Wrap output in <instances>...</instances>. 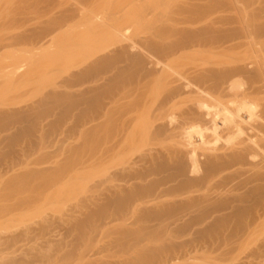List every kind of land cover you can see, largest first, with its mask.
<instances>
[{
    "label": "rangeland",
    "instance_id": "1",
    "mask_svg": "<svg viewBox=\"0 0 264 264\" xmlns=\"http://www.w3.org/2000/svg\"><path fill=\"white\" fill-rule=\"evenodd\" d=\"M198 3L200 6L199 5L196 6V4ZM205 5H208V7ZM263 6H264V0H0V264H165V262L166 264H168L169 262H170L169 264H174V262L175 264H211V263L213 264H229V263L230 264H241L243 262L244 255H247L248 253L250 255L254 254L255 256L256 250H258L256 251L257 253L259 252V250H262L263 247L261 248L258 245H261L263 243L264 236L261 235L260 238H259L260 235L249 237L247 234L249 233V230L247 231L248 228L246 229L245 226H242L246 223L245 224L246 226L247 224H249L251 228H254V226L258 222V220L256 221L255 219H253L255 217L251 219V216L258 215L257 212L259 213L258 200H257V203L255 202L256 204H258V206L256 205L257 210H256V207L254 208L256 212H254V210L252 209L253 213H256V214H252V215L250 214L252 213V211L250 210L251 207L255 206V204H253L254 202L252 203L253 205L251 204V201L246 203V200H247L246 198L249 195H251V193L253 192V190L250 188L253 185L249 186V184L251 185V182H252L253 184L257 185L256 178L252 176L251 178L249 176L251 172L256 175L255 171L257 170L254 171V169L255 168L258 169L255 165L257 162L256 161L257 158L253 160V162L255 163L254 164L251 162V159H249V156H248L247 159H249V161L245 160V162L247 161L246 163L252 164L249 166V164H246V163L242 164V162L244 161L242 162L240 161L241 163H238L239 161L237 160L234 161L233 159L234 157L232 156L234 155V151L236 153V151L238 152V150H240L238 153H241L242 151H245L246 148H248V146L246 145H249V146L254 145L252 143H255V140H256L255 133L256 132L252 130H248V132L243 130L245 131L244 132L245 135H247L248 133V137H250L248 138L246 136L244 137L245 138L244 140H243V136H241L243 134L241 135L238 134L242 138L241 139L238 135H236L237 132L236 133L232 132L230 128H228L229 129L228 130L229 132H228L227 124H225L226 126L225 128L224 123L223 125L222 123H220V122H223L221 118L223 117L222 115L225 110L224 111L222 110L223 112L222 114L220 113V115L218 113L219 111L217 112L216 110L215 116L217 117L222 116L221 118H218L216 120V121L221 120L220 122H217V125L221 124L220 126H224L223 127L224 130L222 127H221V131L219 129L216 131L215 128H211V130L213 129L216 132L220 131V133H216L213 131L214 133L217 134L216 135L211 131L213 135H210L209 132H207L208 129L210 128L209 127L210 125L208 124L209 126L207 127V124H205V117L209 122L207 115L204 116V121L202 120L203 118L201 119L202 123L204 122L203 124L201 123L202 126L201 124H199V121L201 120H198V118L200 119L202 115H200L201 117L197 116L199 114H203L204 112L205 114H207L206 113L207 108L206 110L202 108L201 111L200 109L198 110V108H194L193 113L195 114L192 113V115L195 116V118L194 117L192 118L193 120H195V123H197L196 125L199 124V126L202 127L200 129L199 126H196V125L194 126L199 129V132H198V129L192 127V125H194L195 123L192 122L193 120L191 119V116L190 118L185 119L187 120V122H185V125L188 123V120H189L188 125L185 126L179 121L177 122L180 125V126L178 125L179 129L178 128L175 129L176 132L178 131L179 133L182 131L183 133V131H186L188 129L187 126L194 128L196 130V131L193 130L195 134L194 132L193 134L190 133L191 137L188 135L189 138L191 139L193 138L194 135L196 136V137L194 136V138L192 139L193 143L191 144L193 145L189 143L191 142L190 141L191 139H188L189 142L188 141L186 142V139L188 138V136L185 134L188 130L184 134L185 137L187 136L186 139L185 137L182 138L183 137L182 135H178L175 132V136L173 135L169 139H167L168 141L170 140V142H167V140L165 139L164 140L163 139L162 140H152V138H148L147 144H145L146 145L145 147L148 148L150 146V149L152 152L151 153L150 150L149 151L146 150L147 148L145 147L141 148V146L144 145L142 144V141L143 143H145L146 141L145 137H143L145 141L143 140V138L141 139L130 138L129 139L127 135H125L126 132H128V130H126L123 133V130H125L123 129L124 127H122L124 126L123 123L121 122L120 124L121 128H119L120 126L119 127L116 126L118 125V122L113 120L112 117L110 118V116L106 118L107 122L104 128L101 130L102 127L100 126L101 125L100 120L102 121V119H100L99 109L101 108L99 107L102 103L101 101L99 102V99L101 98L98 95L99 93L98 75H100L99 72L101 74L102 72L103 74L106 72L108 73L110 69L113 67L114 61H116L115 63L118 62L117 66L121 65L122 67H125L126 69H128V67L126 66L127 61H124V64H123V59L127 60V58L129 57L127 55H124V56H127L125 59V57H123V54L120 52H124L123 49L126 46L128 47V49L126 48V50L127 51L129 50V53H125L127 51H125L124 53L129 54L130 56H133V53L131 52L132 54L131 55L130 51H133L134 48L131 47L132 50H130L129 49L130 46H127L129 45V40L130 41L132 39L135 40L133 41L134 43L137 41V39L140 40L141 38L142 39L144 38L143 43L141 42L142 39L139 41V43L145 44L144 41L146 42L147 40L146 38L153 37L152 35L154 34L156 35V33L159 34V33L164 32L162 36L164 34L171 35L173 33H174L173 35L175 34L178 35L177 32H179L178 30H180L182 31L179 33L180 35L181 34L186 35L188 33L191 35L197 32L200 34L203 33L204 35L209 34L211 36L215 33L216 34H219V33L226 34V32L227 33L229 32V30L227 29H232L230 30V32L232 31L231 32L232 34L231 35L228 34L229 36H232L234 34L235 36L233 35L232 37H236L238 35L237 37H240L241 40L240 39H237V40H240V41L244 40L243 42L245 41L247 42L248 41L247 37H245L246 40L245 38L242 40V37L246 36L250 32H246V35L245 34L243 35V33L245 32H242L243 28H241V25L242 27L243 25H245L244 28L247 29L248 28L247 26L250 23L249 27L251 30L249 29L248 30L251 32L253 31L255 32L256 30L255 28L259 25V23L261 21L262 22L264 21L263 19L259 20V18H257V16L259 17V15H261V17L264 16ZM260 9L262 10V12ZM210 18L213 20H211ZM223 20L225 21V23ZM110 21L111 22L113 21V22L110 23ZM221 21L223 22V25L221 24L222 23ZM216 22H220V23H216ZM235 22L236 24H234ZM241 22H244V24ZM246 22H248V24H245ZM209 23H212V24H209ZM215 23L218 26H216ZM251 23H253V31L251 28L252 27ZM111 24L114 26H112ZM169 25L171 28H169ZM237 25L240 27L241 30L237 28L238 27ZM174 26L175 27L177 26V27L175 28ZM215 26L217 27L219 31L220 29L221 31L224 29V33L223 32L218 33V31H215L216 29ZM232 26L234 29L232 28ZM234 26L236 27V29ZM208 27L211 30L214 28L212 30V33ZM48 28H50L49 29L50 31L48 30ZM162 29H163V32H162ZM167 29L168 31H165ZM186 29H188L187 33L185 31ZM45 30H48L49 33L46 31L48 33L47 34ZM233 30L234 31L236 30L235 32L240 33L241 36L239 34H236L235 32L233 33ZM213 31L215 33H213ZM43 32L47 34L48 36L45 35ZM144 33H147V34L143 35ZM139 43L135 45L143 48V45H139ZM115 47H117L118 49ZM121 49L122 51H120ZM117 50H119L120 52L119 51L116 52ZM113 52H116L115 54L119 53V56L114 55ZM110 55L113 58L114 56L115 58L122 57L123 58V59L121 58L122 63L119 65L120 59L119 58L111 59L112 57H110ZM105 57L106 58L108 57L114 61L112 62L111 60L108 59L107 61L108 64H107L106 60H104L103 64L101 62L102 66L100 68L99 60ZM117 59L119 61H117ZM105 63L107 65H105ZM206 65L209 67V64L205 63L203 65L204 68L201 67L199 70L201 72L203 69L205 70ZM121 66L118 68L121 69L122 68ZM102 69L103 71H100ZM109 84L111 83L107 82L106 86L108 87ZM113 88L115 89V85ZM110 90H112V86L109 85V89L106 90V93H105L107 94V97L104 96L106 97V100H103V101L105 102L108 101L107 100L109 96L108 93ZM104 97L103 99H105ZM240 99L242 98L240 97L239 100ZM235 101L234 100L230 101V104L234 103ZM252 101H250L252 105L248 104V107L250 105L249 108H255V110L252 109L251 111L256 112L257 107L255 105L254 99ZM189 103L190 102L188 101L185 102L183 104V109L184 107L188 109ZM228 103L229 102L224 103L220 101L219 99L214 98L210 100L209 106L216 105V107H218L220 110V108L222 107L220 106V104L223 106H228L229 105ZM186 104L188 105L186 106ZM235 104H237V102H235L234 105ZM234 105L232 104L231 107H233ZM251 106H254V107H251ZM222 108L224 109V107ZM198 111H200L199 114H197ZM202 111L204 112L202 113ZM214 114H215V111H214ZM214 114L211 113V115H214ZM178 115L180 116V118L178 117ZM176 117L175 118L177 120L175 118L174 120L176 121H178L179 119L182 120V115L179 113V110H178V114ZM109 118L110 120H108ZM176 121L174 122L177 125ZM204 124L207 130L204 127ZM243 124L246 125L248 124V122L246 123L243 122ZM113 125L115 126V128L116 127L117 128L116 129L113 128ZM183 125L186 127V130H184L185 128L181 127ZM229 125L231 127V125L233 124H229ZM107 127L108 128L110 127V128L107 130ZM192 128H189V130L191 131ZM202 129H205L204 130L206 131L205 133L209 135L207 136L204 135L205 133ZM103 130H106V131H103ZM201 130H202V133L204 134L201 133ZM119 131L124 134L123 138L121 137L122 133H120ZM188 132L187 134H189ZM196 132H198L201 135H199ZM225 132L226 133L228 132L227 135L231 132L234 133V135L236 137L238 136V138H240L242 141L237 143L236 140H239V139L235 137L236 138L235 140L234 135L232 133L231 134L233 136L230 134L229 135L230 137L232 136L234 138V141L233 139H230V138L229 139L232 142H229L230 140L228 141L227 140L228 138L224 140V135L226 136ZM253 132L254 134H252ZM222 133H224L223 137H221L223 138L222 141L224 142L228 141L230 143L228 144L230 145V147H228L227 145L228 142L227 143L225 142L226 144L224 142L222 143V144H225L224 146L227 147L226 149L222 145L221 146L223 148L219 146V144H221L220 143L221 138L219 139V136H222ZM103 134H105V136H103ZM110 134H113L114 137L113 136L111 137ZM197 135L199 137H197ZM202 135L206 136V138L204 137L202 138ZM125 137H126V141L124 143L120 142L121 140H119V138L123 139L124 141ZM214 137L215 138L218 137L216 139L220 140L214 143L215 144L219 143V144H217V146L214 144L215 148L212 145L213 147H210V150H209V145H206L207 144L206 141L209 142V140L214 139ZM131 139L132 141H130ZM172 140L174 141L173 143H171ZM179 140L182 142H180ZM197 140L199 142V144L197 142L198 146L194 144L195 141ZM201 140L204 142L202 143ZM114 141L115 143L118 141L120 142V143L118 142L119 145L118 144L116 145L117 146L116 150L114 148L115 143L111 144V142H114ZM213 141L214 140L210 141L209 143L211 144V142ZM250 141H253V142L251 143ZM200 142L202 143L203 146H201ZM178 143L179 144L181 143L182 145L180 146ZM248 143H251V144H248ZM123 144H125V146ZM130 144H132L133 146H131ZM187 144L191 145L194 148H192L191 146H188ZM236 144L242 145V146H239L238 148L237 147L238 145ZM244 144L246 145L244 146ZM104 145L106 148L104 147ZM120 145L122 147L124 146L125 148L123 147V149L121 150ZM135 145H137L136 146L137 148H139L138 145L141 148V150H138V153L136 151L137 154L133 152L134 150L131 153L132 148L136 149ZM119 146L120 148H118ZM176 146L178 148H176ZM206 146L208 147L206 148ZM218 146L219 148H216ZM243 146L245 150L243 149ZM126 148L128 150H126ZM168 148H171V149L168 150ZM179 148L180 150L181 149L182 150L180 151ZM212 148H214L215 150ZM111 149H113L114 151H112ZM160 149H163L165 151L163 150L161 151ZM172 149L174 150V152H176V153H173V156L175 157L176 160H174V158L170 159V157H173L171 156L172 155L171 151H173ZM102 150H104V152ZM156 150H159L161 152L158 153V151ZM178 150L180 151V154L186 152L187 155L186 153L180 155ZM195 150L197 151V155L194 154L196 153ZM128 151H130L131 154L127 153V158H128L127 160L126 157L122 155V153L126 155L125 152H128ZM166 151H167V154H166ZM198 151L202 153H198ZM144 152H146L150 157L152 156L153 159L144 160L145 157L146 158L149 157ZM154 152H157V154ZM162 152L163 153L165 152V153L163 154ZM169 152L171 153V155ZM177 152H178L179 158L176 156ZM220 152H223L224 154L221 153V156H220ZM226 152L228 153L231 152V155L229 154V156H231L230 160L232 159L230 164L225 163L224 159L225 158L229 159V157L226 155L227 154ZM189 153L191 154V159L194 157L193 159L195 160L197 159L195 158V155L197 157L199 154L200 157L198 156V160L201 164V165L199 164L200 169H203L202 167L205 164L206 165L208 164V166L213 165L212 163H214V159L216 162L217 161L216 159L220 160V158L221 159L223 158L222 161L226 164V166L228 165L229 166L228 168L224 167V169L222 170L223 165L225 166V164L222 165L221 163L223 162H221L220 160L219 162L222 165L221 167L222 171L221 170L220 171L224 173L217 172V176H216V172H214L213 178L212 180H210L211 182L207 181L208 175H210L211 177V174H212L211 172L217 171L220 168L219 169L214 168L215 169L214 170L212 169V166H211V169L209 167L211 172L210 171L208 172L211 174H208V175L206 173L207 172L206 170H205L206 171L205 174L203 170H199V172L200 171L203 172V174H201L200 172L201 176L203 175L202 179L204 178L205 181L207 182V184H205L204 180L203 181L201 180L203 184L199 183L201 184V186L203 185L204 187H201L198 184V182H201V181H198L200 177L198 176L199 177L198 178L197 175H200V174L197 173V175H195L196 173L193 172L192 175L194 174L195 176L193 175L194 177H191V179L193 178L192 180H195V182L198 181L197 184L193 182L196 184V187H193L195 186V184L193 185V183H191L192 182L191 179L189 178V176L191 175V172H190L191 169L190 170L187 169L189 171L183 170V173H182V168L185 167L184 169H186L187 167L191 165L190 162L188 161V159L190 158ZM141 154L142 155L144 154V156H142L143 158L140 160L138 158L139 156L141 157ZM155 154L158 156L156 157ZM160 154L161 155L163 154V156L161 157ZM121 155L127 161H124L122 157L119 158ZM135 155L136 156L138 155V157H136ZM165 155L166 157L169 158L171 163L169 160H167L168 158L166 159L164 157ZM183 155H185L186 158L181 157ZM101 156H104V157L106 156V157L103 158ZM128 156H130L131 158ZM204 156L205 158L203 159ZM218 156H220V158ZM114 157H115L114 159L115 161L113 160ZM160 157L162 159V162L160 161L158 162L157 160L156 161L154 160L156 158L161 160ZM101 158L104 160H102ZM183 158L187 159L185 161L189 162L190 164L189 166H186L188 165L187 163L183 165L185 163ZM200 158L202 159L200 160ZM253 158L255 157L252 156V159ZM207 159L208 161L210 159L209 161L210 164L207 161ZM153 160L156 162V165ZM163 160H165L164 161L165 165L168 164V162L169 164H171L169 166L167 165L168 167H170L171 170L167 168V166L163 165ZM177 160H179L180 163L179 162L177 163ZM205 160L207 161V163ZM230 160L229 161L227 160V161L230 162ZM128 161L129 163L133 162L132 165L131 164L130 165L131 167L133 165L135 166V168L134 166L133 168H131V170L132 171L134 170L135 173L132 171H129L130 165L129 163L128 164L126 163ZM145 161H148L150 165L146 163ZM173 161L176 162V164ZM236 161H237V164L241 166V168L239 166L238 168L237 167L235 168V166H237V165H234ZM204 162L205 164L202 165ZM125 163L128 166H126ZM137 163L140 166L137 165ZM145 163L147 165H145ZM181 163H183L182 164L183 166L179 165ZM117 164L118 165L121 164V166L123 167V170H122L123 172L119 170V166L116 167ZM157 164H159L158 165L159 167H157ZM220 164L215 163V165L218 167L221 166ZM154 165L156 166V168ZM161 165L162 167H160ZM121 166H120V169H122ZM147 166H148V169L145 168ZM149 166H152L153 169H151ZM171 166L173 167V169L174 167L176 168L180 167L181 170L180 169L178 170L180 172L172 170ZM136 167L137 168L139 167V168L137 169ZM242 167L246 169L245 170L246 175H248L249 177L244 174L245 172L242 169ZM127 168L129 169L128 174L131 175L129 177V180H128L129 175L125 176L127 174V171H126ZM157 168H158L157 171L160 170L159 171L160 173L158 172L159 175H157L158 174L157 172L155 171H154L155 173L153 172V170L154 169L156 170ZM195 168H192V170L193 169L195 170ZM248 168H251V170L253 171L250 172L249 171L250 169L248 170ZM139 169L141 171L142 170L144 171L141 172L139 171ZM146 169L148 171L150 169L152 173L156 175L154 177L156 178V180L152 178L154 176L153 174L148 175L150 171L148 172ZM198 169L199 168L197 167L196 172ZM234 169L236 171L235 173L233 171ZM237 169L242 170L243 172L238 171L239 174H237L238 173ZM145 170L147 171L148 178L145 177L146 176V174H144V172L146 173ZM163 170L165 171V173L166 171H168V174H169V171L170 173L171 171L182 173V175L179 174L177 177L179 181H180L179 176H184L185 174L190 179L189 180L187 177H184V180L187 178L186 181L187 182L189 181V183L191 184V185L189 184L190 188H196L195 190L196 192L198 191L197 189H199L200 191L198 192L199 194L201 192V195L196 194V192L193 189L191 190L190 188H187L189 187L187 185L186 189H190L191 191L195 192V194L190 191L188 192V190L185 189V185L187 184L185 183L186 181L181 179V181H184V184H185L184 185L181 182V184L184 185V187L181 185L182 186L181 189L184 188L186 193L188 195L190 194L189 195L190 197L188 196L189 197L188 198L186 196L187 195L186 193L179 192L182 195L184 194L183 196H181L182 198L181 199L179 196L180 194L178 192L177 194H175L176 187L173 188V191H174L173 195H176V196L174 197L171 196V192L173 193V191H167L170 189H166V186L168 184L169 185L171 184L170 187L168 185V188H171V186L174 187L176 185L177 186L180 185V182L177 180V178H175V176L178 173H176V175H173L174 177L171 176L174 173L170 174L171 178L176 179V180L172 179V183L176 181L179 182V184H176L177 183L176 182L172 185L171 180H170L171 178L169 179V181H166V182L164 181V180H167L170 176H168L167 179L166 178L164 179V177H166L168 174L166 173V176H165V173L163 172ZM231 170H232V174L239 175L238 177L237 175H235L236 179L241 180L240 178L243 177L244 175L246 179L247 177L249 179L248 181H246L244 177L241 180L242 182L238 180L239 181L238 184L240 183L245 184V182H247L246 185L249 186V188L247 187L245 188V185L244 187L242 186L243 190L246 189L242 193L244 192L248 193V190L250 189H251L250 191H252L249 194L246 193L247 195L244 194L247 196V197L245 196V198L243 197L244 204H240L242 201V198H241L242 189L241 188L238 189V186L233 185V183H236L235 180L231 182L232 178L235 177L233 175H232L233 177L231 176ZM118 171H120L121 176L119 175ZM124 171L126 173L122 175ZM136 171L137 172L139 171L138 173H142L140 175L142 177L138 176L137 178ZM186 171H187V174L185 173ZM248 171H249V174H247ZM129 172H132V173L130 174ZM162 172L164 174H162ZM188 172H190L189 173L190 175L188 174ZM116 173H118L117 176L119 177L116 176ZM227 173H228V176H227ZM252 173L251 175L255 176ZM132 174L135 176L134 179H133L134 176H132ZM222 174L224 177L226 176L228 177V179L227 177L226 178L223 177V183L221 179L222 176H220ZM224 174H226V176ZM229 174H230V177H229ZM143 176L145 179L142 182L141 179L143 180ZM150 176L152 177L150 178ZM157 176L158 177L160 176V178L165 182L161 184L165 185V188L163 190L166 189V192L168 193L170 192L169 196H166L168 193H166L165 191H163V194L164 193L166 194V195L164 194L165 196L164 198L161 196V194H159V193H162V190L160 188V186L162 187V185H160V182H162V180L159 181V178H157ZM196 177L198 178L197 180L195 179ZM217 178L221 180L219 181V184L221 182V185H218L217 187L218 189L220 188L219 191H224V192L228 186L224 184L225 183L224 179H227L228 181L229 179H231L229 183L231 182L233 186H231L230 184L229 186L230 188H227V189H231V191L229 190L230 192H228L226 189L227 195L231 194L232 190H234L232 192L234 195V192L237 190L235 193L240 194V199L238 198L239 196L237 194H235L236 196H238L236 200V197L234 199L232 197L233 196L232 194L231 196L228 195V197H226L225 195L226 192L225 194L224 193L221 194L219 193V191H215L217 189L216 185L218 184ZM149 179H151L150 181H154V182L156 181L159 184L156 182H155L156 184H154V182L153 183L150 182ZM135 180L138 181V183L141 181L139 185L136 186V188L139 190V188L141 187L143 189L142 191H144L143 193L140 188L141 192H138L139 194L142 193L140 194L141 199L143 197H144L143 199H145V201L143 199L139 201L137 200L138 201L137 204L139 203L138 204L139 206L136 204V201L135 203H133L131 199V198H134V200H136V198L138 199L140 197L139 194L135 193L138 190H135L136 188L133 187V184L134 186L137 184V182L134 183ZM213 180L217 181L216 185H215V181L213 182ZM228 181L226 183H228ZM129 182L131 184H129ZM143 183H145L146 186ZM126 184L127 185L129 184V185L127 186ZM141 184H143V186L146 187V191H148L147 186H149L150 188L152 184L151 186L152 192L150 190H149L150 192L148 191L150 193L149 195L150 197L146 195L149 193H147L144 190L143 186H140ZM209 184H211L210 186H208V188L209 187L210 188L209 189L205 188V186ZM153 185H155L156 187H153ZM157 185L158 186L160 185L158 188H160L161 192L157 188ZM223 185L226 188L223 187L224 190H221L223 188L220 186H223ZM197 186H199V188H197ZM214 186L215 188L212 190ZM124 188H127V189H124ZM152 189H154V191ZM204 189H208L209 191L211 189L210 193L212 192L213 197H212V194L210 193H209L210 195H208L209 191L207 190H205L207 193L206 192L204 193L203 192ZM128 190L135 191V192H131ZM239 190H240V193H238ZM122 191H125L123 192L124 194H127L128 192L129 193L127 195H124L123 193H121ZM214 191L217 193L219 197L222 196L223 198L221 197V199L224 200L222 202L227 203V204L220 202L221 201L220 198L216 195L215 196L218 199L214 198L215 197L214 194H216L214 193ZM153 192L154 194H159L161 197L157 195L156 196L157 199H155V197H152V195L155 196L154 194H152ZM120 193L122 194L121 195L122 197L130 195L131 198L129 197L127 198H129L131 201L129 200L127 201L126 197L123 199L122 197H119V196H118L119 198L116 199L117 195H120ZM132 193L136 197L132 195ZM203 193L205 196H203ZM255 194L257 193H254V195ZM191 195H194V196L192 197ZM197 195L201 196L200 199L196 198ZM244 195L242 194V196ZM252 195L251 197L254 196ZM184 196L187 197L186 202L190 199L189 204H193V205L190 206L187 203L184 204L185 203L183 201L185 200ZM146 197L147 198L149 197L150 199L153 198L154 203L153 204L150 203L151 206L148 203H146ZM205 197H207V199L209 200L212 199L211 203L213 204V206H215L214 207L215 211H216V207L218 209L220 208L218 206L219 203H222L221 206L223 205V208H225L224 205L225 206L230 205L229 208H231L232 206L233 207L236 206V208H232L236 210L238 209L237 205L238 206L241 205V207L244 208L245 210L248 209L250 206V208L248 209L250 210L249 215L246 214L245 217L243 215V217L245 218L244 220L246 221L242 225L240 223L242 227L238 224V226H240L241 228H244L243 230H241L237 226L235 230L234 229L235 225L231 223L233 218H235V221L240 220V215L242 212V209L240 206H239V210H237L240 212V215H239V212L237 214V211L229 210L227 206H226V210L230 211L229 214L225 209H224L225 211H221L223 210L222 208L220 209V211L222 212V215L225 213V215L228 214L230 216L232 213L231 217L228 216L227 218L228 220H230V224H232V226L234 227L232 228V226L228 224V221H227V224H228L227 227L228 229L231 227L232 230L236 231V232L233 231L231 233L229 232L230 236L231 235L233 236L232 239H234V237H235L234 239L235 241L239 239V241L237 240L238 246L234 240L233 241L230 240L231 243L229 244L230 242L229 239L231 238L230 236L227 237L228 239L227 241H222L223 238H225L226 240V237L223 236V234L225 233L223 232L225 230L223 228H226L225 225H223L225 224V222L223 221L224 223L221 224V226L222 225L224 226V227L222 226L223 228L221 227L222 228L221 234L223 238L220 240L223 243L227 242V244H229L227 245L226 243H224L223 244L224 247L223 246L219 247L215 242L216 239L214 240V236L212 238L211 236H212L213 230L215 231L214 228L220 227L218 223H222L218 221L227 220V219H223L225 215L222 216L221 220L218 219V221H216L217 220L216 218L220 217V216L217 217V215H215L217 214L216 212H218V209L215 212L213 209L212 210L211 208L209 209L210 206L213 208L212 204L211 203H210L211 205L208 204L207 206L209 207L207 209L208 212H206V215H208L207 213H211V212L215 215L216 222L215 221L212 222L211 220L214 219L213 217L214 215L213 216L211 214L210 216L208 215L209 218L213 217L212 219L210 218L208 220V217H206L204 214L202 215V213L204 212V211L202 212V210L204 208L201 209V207L198 205L200 207L199 209L197 206L198 208L197 213L199 210H201L200 212H202V213L199 212L198 217L201 214L202 215L201 219L207 218V220H202L203 222L211 221L212 223H215V227H213L214 225L211 223L213 225L212 226L213 229H211L209 227L210 223L208 222L209 223L208 224L206 222V227L208 225L206 230H209L208 228L211 229L212 232L211 234H208V236L210 235L209 237L211 238V240L213 239L214 245L216 244L218 246L219 250L217 252H219L220 249L222 251L226 249L227 251L229 248L228 249L225 248L226 247L225 245H227V247H230L232 246L231 244H233V242L234 244H236L237 248L235 246H232L234 247V250L232 247L230 250V251L233 250L234 253L229 252V250L227 252L226 251H223L222 253L220 252L222 255L220 254L218 257L215 256V258H218L217 260L214 258V255L218 254L215 252L217 250V247L216 249H214L215 253L212 252L213 249L211 250V253H210L209 251L212 248V246L209 245L210 242L208 241V243L204 244V241L206 240V238L208 240L209 237H207L206 235H202L203 237L204 236L206 237L204 240V239H200L201 234L200 235L196 234L197 230L199 231V229L195 230V227L196 228L197 226L199 227L200 219H199V223L197 222L198 224L192 227L193 225L192 220L194 219L193 216L195 215V213L193 215L194 203H195V209L197 205L196 202L200 200L201 202H204L205 200L206 202L209 203L210 201L209 200L207 201V199H204ZM257 197L258 195H255V197L253 198H257ZM120 198L123 199L125 202L126 201L127 202L125 204H122L121 202H119L120 203L119 204L118 201L116 200ZM149 198L147 199V202L148 200H150ZM172 198H175L176 202L177 201L178 202L175 203L174 201L175 199L173 200ZM194 198L198 199V201L197 200H195V202L192 201V199L194 200ZM201 198L204 200H202ZM232 198L237 203H235V201ZM249 198L250 197H248V199ZM164 199L168 201L167 203H169V205H167ZM168 199H170L171 202L175 204L170 205L171 203L169 202ZM229 199L234 205L230 204ZM159 200L164 201L165 205H163V202ZM227 200L229 201V203L226 202ZM232 200L234 201V203ZM155 201L156 202L159 201L162 203H159V202L155 203ZM182 201H183V204H181ZM252 201H255V200L252 199ZM216 202H217V205L215 204ZM144 203L145 205L147 206L149 205V206L145 207ZM158 203L163 205L164 207L167 206L166 208L168 210L163 207L161 209L160 208L161 205H159ZM179 204L184 205V206L188 205L189 207H193V208H190V209H193L192 212L191 213L185 212V211H189V210H185V207L183 209L185 211L182 212L181 209L183 208V206L181 208V206H178ZM204 204H207V203L204 202ZM246 204H251L252 206L251 205L248 206ZM134 205H135V209L133 207ZM155 205H157L156 207H159L162 212H160L159 208H157L159 210L158 212V210L155 209ZM174 205L178 206L179 208L176 206L174 207ZM242 205H245L246 207H243ZM170 206H172L171 207L172 209L170 208ZM188 206H186V208ZM152 207H154V209ZM202 207H205V206H202ZM173 208H175L174 210L176 211L177 209H179L178 212H175V211L168 212V211L173 210ZM163 209L167 210V212L164 211ZM209 210H211V212H209ZM248 210H246L245 212L247 213ZM220 211L218 215H221ZM194 212H196V210H194ZM233 215L234 217L232 218ZM203 216H205V218H203ZM247 216L248 217L250 216L249 218L251 220L256 221L254 224L252 223L253 226L250 223L251 220L247 218ZM256 219H257V216H256ZM196 220H197V214H196ZM193 221L196 224L195 219ZM202 221H201V225H203ZM233 223H234V220H233ZM204 226L205 224L203 225L202 228H204ZM231 228L229 229L230 231H232ZM239 229L241 231H244L247 236L243 234L244 232H241L239 234L238 233ZM203 230L199 232H202V234L203 233L205 234ZM219 231H220V228L216 229L215 233L218 232V234L220 235ZM225 231L228 232L227 228ZM215 233H213V235H215ZM238 234L240 236H238ZM219 235H216V236L218 237ZM202 236L201 238H203ZM237 236L239 238H237ZM244 236L246 237V240L244 239ZM201 240L203 241V243ZM240 240L241 241L243 240V242H241ZM258 240L261 243L257 242ZM197 241H198V244L195 243ZM199 241L201 242L200 244L205 245L206 247L200 245ZM244 241H245V245H244ZM218 242L219 240L217 241V243ZM250 244L251 246H253L252 247L253 254L249 253L250 248H251ZM207 245H209L211 248H209V246ZM239 246H240V249H239ZM255 246L261 249L256 248L255 250L254 248ZM196 247L198 250L193 249ZM206 248H208V250ZM192 250L193 251L197 250V251L194 253ZM244 251L247 253L245 254ZM225 253L227 254L226 256H225ZM243 253L244 255H242ZM248 256L249 255L244 256V260L246 259V262L244 261L245 263L243 262V264H246L248 261L247 258L251 257V256L249 257ZM219 257L220 258L223 257V259H220ZM235 257L238 258V260ZM156 259L159 260V262H157ZM167 259H169V261H166ZM234 259H236L237 261Z\"/></svg>",
    "mask_w": 264,
    "mask_h": 264
},
{
    "label": "bare ground",
    "instance_id": "2",
    "mask_svg": "<svg viewBox=\"0 0 264 264\" xmlns=\"http://www.w3.org/2000/svg\"><path fill=\"white\" fill-rule=\"evenodd\" d=\"M197 5H199V3L198 4H196V6ZM195 6V5H194ZM200 6V5H199ZM202 6V5H201ZM205 6H207L208 7V5H205ZM264 7V6H263ZM262 7V8H263ZM196 8V7H195ZM200 9H201V7H200ZM264 9V8H263ZM261 10V9H260ZM261 12H262V10H261ZM260 12V13H261ZM264 13V12H263ZM262 16H263V14H262ZM264 17V16H263ZM263 17H261V15H259V17L257 16V18H259V20H264V18ZM179 18V17H178ZM195 18V17H194ZM235 18V17H234ZM156 19V18H155ZM200 19V18H199ZM202 19V18H201ZM208 19V18H207ZM211 19V18H210ZM238 19V18H237ZM246 19V18H245ZM158 20V19H157ZM211 20H213V19H211ZM221 20V19H220ZM241 20V19H240ZM243 20V19H242ZM249 20V19H248ZM247 20V21H248ZM224 21V20H223ZM251 21V20H250ZM253 21V20H252ZM103 22V21H102ZM113 22V21H112ZM111 21H110V23H112ZM151 22V21H150ZM158 22V21H157ZM161 22V21H160ZM222 22V21H221ZM227 22V21H226ZM237 22V21H236ZM236 22L234 23V24H236ZM249 22V21H248ZM248 22H246L245 24H248ZM262 22V21H261ZM259 23V25L255 28L256 30H255V32L253 31V23H251L252 24V31L254 32H251V31H249V30H251L250 29V23L248 24V28L246 29V28H244L245 27V25H243V27H242V25H241V28H243V30H242V32H245V33H243V35L245 34L246 35V32H250V33H248L246 36H244V37H242V40L245 38V37H247V42L245 41V42H243V41H240L241 40V38L240 37H232V36H229V35H231L232 33V31L230 32V30H232V29H227V30H229V32L227 33L226 32V34L224 33V29L221 31V29H220V31L217 29V27L216 26H218V25H216V23H220V22H216L215 23V27H216V29H215V31H218V33L219 32H223L224 34H216L214 31H213V33H215V34H213V35H204L203 33H197V32H193L194 34H186V35H180L179 33L180 32H182V31H180V30H178L179 32H177L178 33V35L177 34H175V35H173V34H169V35H167V34H164L163 36H162V34L164 33L163 32V29H162V32L163 33H159V34H157L156 33V35L154 34V35H152L153 37H149V38H146L145 40H146V42L144 41V43L145 44H141V43H139V41L142 39L141 37V39L140 40H138L137 39V41H138V43H139V45H143V48H141L140 46L138 47L137 45H135V44H138L137 43V41L136 42H134L133 43V41H135V40H129V45H127V46H130V50H132L131 49V47H133L134 49H136V50H134L133 49V51H130V54H131V52L133 53V56H130L129 54H125V53H129V50L127 51L126 50V48L128 49V47H126L125 46V50L123 49V51L125 52V51H127V52H120V51H122V49L119 51V50H117L116 52H120V53H122L123 54V57H125V59H126V57L128 56L129 58H127V60H124L122 57H116V58H119L120 59V63H119V65L122 63V61H121V58L123 59V64H124V61H127V67H128V69H126L125 67H122L121 65V69L120 68H118V67H120V66H117L118 65V62L117 63H115L116 61H114V60H111V59H114L115 58V56H114V58L110 55V57H112L111 59L110 58H102V59H100L99 60V66H100V68H101V62H102V64L104 63V60H106V63H107V61H108V59L109 60H111L114 64H113V67L110 69V71L107 73H104L103 74V72H102V74L99 72V74L100 75H98V82H99V93H98V95L100 96V98L102 99H99V102L101 101V105H100V107L99 108H101V109H99L100 111V119H102V121L100 120V126L102 127L101 128V130L104 128V126H105V124H106V118L108 117V116H110V118L112 117V119L113 120H115V121H117L118 122V125H116V126H120L119 128H121V122L123 123V125L124 126H122V127H124L123 129H125V130H123V133L126 131V130H128V132H126V134L125 135H127V137L130 139V138H135V139H141V138H143V137H145V140H144V138H143V140L145 141V143H143V141H142V144H144V145H142L141 146V148H144L146 145L145 144H147V140H148V138H152V140H167V139H169L171 136H175V129H177L178 128V123L177 122H179L180 121V123H182V124H184L185 125V122H187V120H185V119H188V118H190V116H191V119L193 120V118L192 117H194L195 118V116H193L192 115V113H193V109L194 108H198V110L200 109V111H201V109L203 108V109H205L206 110V108H207V110H206V113L207 114H205V110L204 111H202V113L203 114H199V112L200 111H198V113L197 114H199V115H197V116H199V117H201L200 115H202V117L199 119L198 118V120H201L202 118V120L204 121V116H206L207 115V117H208V119H209V122H208V120L206 119V117H205V124H207V127L209 126L210 128L208 129V131L207 132H209V134L210 135H213V133L214 132H216L218 129L221 131V127L223 128L224 126H225V124H227V131L229 130L228 128H230V130L232 131V132H234V133H236V135H241V134H243V135H241V136H243V140L245 139L244 137H248V130H252V131H254V132H256L255 134H256V140H255V143H252L253 141H250L252 144H254V145H246V144H244V146L246 145V146H248V148H246V150H245V148H244V146H243V149L245 150V151H242L241 153H238L240 150H238V152L236 151V153H235V151H234V155H232L234 158V161L235 160H237V161H239L238 163H241L242 161H244V162H242V164H245L246 162H245V160H248L249 161V159H251V162L252 163H254L253 162V160L254 159H256V167L258 168V169H256L255 167V169H254V171L255 170H257V171H255V173H256V175L254 174V173H252L251 171H253V170H251V168H248V170L252 173V174H254L255 176H253V175H251V173L249 174V171H248V173L247 174H249V176L251 177H254V178H256V182H257V185L256 184H253L252 182H251V185L249 184V186H252V187H250L252 190H253V192L252 191H250V190H248V193L247 194H249V193H253V195H254V193H257V194H255V195H258V197L257 198H253V197H255V195L253 196L252 195V193H251V195L253 196V197H251V195H249L248 197H250L249 199H248V197L246 196L247 194L244 192V193H242L243 191H245L246 189V187L247 188H249V186H247L246 185V183L247 182H245V184H243V183H240V184H238L239 183V181H241L244 177H245V175H246V172H245V170L246 169H244L243 167H242V169L244 170V176L243 177H239L241 180H239V179H236V176L235 175H237V174H239V172L238 171H241V172H243L242 170H238L237 169V174H232V170H231V176L233 175V176H235V177H233L232 178V181H231V179H229V181H231V182H233L234 180H235V182L237 183H233V185H236V186H238V189L239 188H243L244 187V185H245V190H241V198H242V201H241V203L240 204H244L243 203V197L245 198V196L247 197L246 199L248 200H246V199H244V200H246V203H248L249 201H251V204L253 203V204H255V206L254 207H251V211H252V213H250L251 215L252 214H256V213H253V210H254V208L256 207V205L258 206V204H259V207H258V211H259V213L257 212V214L258 215H254V216H251V219L253 218V217H255V218H253V219H255L256 221L258 220V222L256 223V225L254 226V228H251V226H249V224H247V226L244 224V222L246 221V220H244L245 218V216H246V214H248L249 215V211L250 210H248L249 208H250V206L249 205H251V204H246V205H248L249 206V208L248 209H246V210H248L247 211V213L245 212L246 210L244 209V208H242L241 207V205H239L240 207H241V209H242V212H241V215H240V212L239 211H237V210H239V206L237 205V207H238V209L236 210V209H232V208H236V206L235 207H231V208H229V206L230 205H226L228 208H229V210H234V211H237V214H238V212H239V215H240V220H238V221H235V218H233L234 217V215L232 216V221H231V223L233 224V225H235V227L234 226H232V224H230V220H228V214L230 213V211H227L226 210V206L224 205V207L225 208H223V205L221 206V204L222 203H224V202H222V201H224L223 199H221V197H219L218 195H217V193L215 192V191H219L220 190V188L218 189V185H221V182H220V184H219V181H221V180H219V178H217V181L216 180H213V182L215 181V185H216V187H217V189L214 191V193H216V194H214V196L216 195V196H218L219 198H220V202H222V203H219L218 201V206L220 207L219 209L216 207V211H217V209H218V212H216L215 210H214V207L215 206H213V204L211 203V200L212 199H207V197H205L204 199H207V201L209 200L210 202L208 203V202H206L204 199H202V200H204V202L205 203H207V204H204V202H201V200L200 201H198V199H195L194 198V200L192 199V201H194L195 202V200H197L198 202H200V203H198V202H196V209H195V203H194V210H196V212H194V210L193 209H190V208H193V207H189L188 205H193V204H189L190 203V199L186 202V198L190 195H188L187 193H186V191H185V189H186V187H187V185L189 186V181L187 182L186 181V179L188 178L185 174H184V176H179V179H180V181L178 180V175L180 174V175H182V173H183V170H187V169H191L190 170V172H191V175H192V173L194 172V173H196L195 175H197V173H199L200 174V172H199V170H203V172H204V174H205V172L207 173V175L208 174H211V177H210V175H208V179H207V181H210V180H212V178H213V173L214 172H216V176H217V172H221L223 169H224V167H227L228 168V166H226V164L225 163H228V164H230L231 163V160H230V157L231 156H229V154L231 155V152H226L227 154V156L229 157V159H227V158H225L224 160H225V163L222 161L223 160V158L221 159L220 158V156H221V153L222 154H224L223 152H220V156H218L219 158H220V160H221V162H223V163H221L222 165L223 164H225V166L223 165V168H222V170H221V167H222V165L220 164V160H218V159H216L217 161L215 162V159H214V163H212L213 165H211L212 166V169H214V168H216V169H219V170H217V171H210V169H211V166L209 165L208 166V164L206 165L205 164V162L202 164V165H204L202 168L203 169H200V166H199V164H200V162H199V160H198V156H199V154H198V156L196 157V155H197V151H196V153H194V154H196L195 155V158H197L196 160L195 159H191V154H190V160L188 159V157H187V159H188V161L190 162V164L192 165V167H191V165L189 164V162H187V161H185V160H187V159H185L186 157H185V155H183V156H181V157H185V158H183L184 159V161H185V163L183 164V163H181V164H179V165H185L186 163L188 164V165H186V166H189V167H191V168H189V167H187L186 169H184V168H182V166H181V168H182V173H178V172H180V171H178L179 169H180V167H178V168H176V167H174V169H173V165L171 166L172 167V170H175V171H178V172H173V171H171V173H170V171H169V174H168V171H166V173L168 174L167 176H166V173H165V171L163 170V172L165 173V176L166 177H164V179L166 178H168V176H170V174H172V173H174V174H172L171 176H173V175H176V173H178L176 176H175V178H177V180L180 182V185H176V186H171V188H168V185L166 186V189H170V190H167V191H173V188H175L176 187V192H175V194H177V192L179 193H186L187 195V197L186 196H184L183 198L185 199V200H183L185 203L184 204H188V205H186V206H188L187 208H186V206H184V205H178V206H181V208H182V206H183V208L181 209V211L182 212H184L185 210H189V211H185V212H189V213H191L192 212V210H193V215H194V213H195V215L193 216L194 217V219H195V221H196V224H195V222L192 220V222H193V225H192V227L194 226V225H197L198 223H199V219H200V225H201V221L202 220H207V218H205V216L206 217H208V220L211 218H213L214 217V219H212L211 221L213 222V221H215V215H217V217L218 216H220L219 218H216L217 220L216 221H218V219H220L221 220V218H222V216H224L225 215V213L222 215V212L221 211H227L228 212V214H227V212H226V214L227 215H225V217L223 218V219H227V220H222V221H218V222H222V223H218V225L220 226L219 228H220V231H219V233H220V235L218 234V232L217 233H215V231H216V229H219L218 227H215V223H212L211 221L209 222V221H206L210 226V228L211 229H213V227H215L214 229H215V231L213 230V233H215V235H213V233H212V236H211V238L214 236V240L216 239V244L220 247V246H223L224 247V243H226L227 244V242H221V240L220 239H222L223 238V236L224 237H226V240H225V238H223L222 239V241H227L228 239H227V237H229L230 236V234H229V232L231 233V232H233L234 230H232V228L234 227V229L235 228H240L241 230H243L244 228H241L242 226H245V228L247 229V231L249 230V233H247L248 234V236L249 237H253V236H255V235H260L259 236V238L261 237V235L262 236H264V21L262 22V23ZM144 23V22H143ZM159 23V22H158ZM182 23V22H181ZM189 23V22H188ZM207 23V22H206ZM224 23H225V21H224ZM229 23V22H228ZM231 23V22H230ZM239 23V22H238ZM241 23H243L244 24V22H241ZM106 24V23H105ZM209 24H212V23H209ZM222 25H223V22L221 23ZM220 24V25H221ZM108 25H110V24H108ZM112 25V24H111ZM134 25V24H133ZM148 25V24H147ZM149 25H150V23H149ZM156 25V24H155ZM155 25H153V26H155ZM173 25V24H172ZM254 25H256V24H254ZM112 26H114V25H112ZM186 26V25H185ZM201 26V25H200ZM208 26V25H207ZM225 26V25H224ZM238 26V25H237ZM147 27V26H146ZM175 27V26H174ZM177 27V26H176ZM175 27V28H176ZM183 27V26H182ZM211 27H213V26H211ZM220 27V26H219ZM226 27V26H225ZM235 27V26H234ZM132 28V27H131ZM169 28H171L170 27V25H169ZM186 28V27H185ZM209 28V27H208ZM231 28V27H230ZM232 28H233V26H232ZM237 28H239L240 29V27L238 26ZM50 28H48V30H49ZM103 29V28H102ZM149 29V28H148ZM202 29V28H201ZM210 29V28H209ZM214 29V28H213ZM212 29V30H213ZM234 29V28H233ZM235 29H236V27H235ZM249 29V30H248ZM48 30H45V32L47 31L48 32ZM151 30V29H150ZM170 30V29H169ZM182 30V29H181ZM187 30L188 29H186L185 31H186V33H187ZM199 30V29H198ZM206 30H208V29H206ZM212 30L210 29V31H211V33H212ZM238 30V29H237ZM241 30V29H240ZM244 30H246V31H244ZM248 30V31H247ZM50 31V30H49ZM52 31V30H51ZM104 31H105V29H104ZM134 31V30H133ZM138 31V30H137ZM136 31V32H137ZM165 31H168V29L167 30H165ZM236 31V30H235ZM234 30H233V33L235 32ZM46 32V33H47ZM144 32V31H143ZM172 32V31H171ZM199 32V31H198ZM201 32V31H200ZM205 32H207V31H205ZM240 32V31H239ZM241 32V33H242ZM44 33V32H43ZM49 33V32H48ZM47 33V34H48ZM52 33V32H51ZM185 33V32H184ZM191 33H192V31H191ZM209 33V32H208ZM210 33V34H211ZM236 33V32H235ZM45 34V33H44ZM47 34H45V35H47ZM132 34V33H131ZM135 34V33H134ZM133 34V35H134ZM138 34H140V33H138ZM145 34H147V33H144L143 35H145ZM153 34V33H152ZM206 34V33H205ZM229 34V35H228ZM236 34H239L240 35V33H236ZM251 34H253V35H251ZM50 35V34H49ZM167 35V36H166ZM48 36V35H47ZM135 36V35H134ZM141 36V35H140ZM149 36V35H148ZM151 36V35H150ZM235 36V35H234ZM241 36V35H240ZM138 37V36H137ZM136 37V38H137ZM249 37V38H248ZM128 38V37H127ZM132 38V37H131ZM133 38H135V37H133ZM144 39V38H143ZM143 39L141 40V42L143 43ZM237 39H240V40H237ZM245 40H246V38H245ZM131 42V43H130ZM123 44V43H122ZM117 46V45H116ZM119 46H121V45H119ZM118 46V47H119ZM115 48H117V47H115ZM122 48V47H121ZM139 48V49H138ZM141 48V49H140ZM245 48V49H244ZM114 49V48H113ZM118 49V48H117ZM138 49V50H137ZM114 51V50H113ZM111 52H112V50H111ZM116 52H113V54L114 55H117V56H119V53L118 54H115ZM124 55H127V56H124ZM132 55V54H131ZM121 56V55H120ZM104 57V56H103ZM115 58V59H116ZM117 61H119L118 59H117ZM112 62H111V64H112ZM105 63V65H107ZM209 64V67L206 65V68H205V70L203 71L202 70V72L199 70L201 67H203V65L204 64ZM124 66V65H123ZM104 68H105V66H104ZM103 68V69H104ZM204 68V67H203ZM103 69L102 70H100V71H103ZM127 71V72H126ZM104 72H105V70H104ZM125 72H126V74H125ZM125 74V75H124ZM121 78V79H120ZM118 81V82H117ZM107 82L108 83H111V84H109L110 86H112V90H110L109 91V93H108V101H103V100H106V97H107V94H105L106 93V90H108L109 89V85H108V87L106 86L107 85ZM112 83H113V85H112ZM117 84V85H116ZM114 85H115V89H116V91H115V89L113 88L114 87ZM106 88H108V89H106ZM111 88V87H110ZM163 88H164V90H163ZM113 89H114V91H113ZM112 91V92H111ZM99 96H98V98H99ZM104 96H106V97H104ZM103 97L105 98V99H103ZM242 98V99H240L239 100V98ZM214 98H216V99H219L220 101H222V102H229L228 104L230 105V107H229V105L228 106H223V105H221L220 104V106H222V107H224V109L221 107L220 108V110H219V108L218 107H216V105L215 106H209V102H210V100L211 99H214ZM245 98V99H244ZM254 99V101H255V105H256V107H257V111L256 112H254V111H251L252 109H254L255 110V108H249L250 107V105H252V103H250V101H252V100ZM235 101V100H237V101H235V102H237V104H235L234 105V103H232L234 106L233 107H231V105L232 104H230V101ZM239 100V101H238ZM103 101V102H102ZM190 102L191 103V105H190V103H189V105L188 104H186V106L188 105V109L187 108H185L184 107V109H183V104L185 103V102ZM215 101V100H214ZM218 101V100H217ZM216 101V102H217ZM105 102V103H104ZM253 102V101H252ZM107 103V104H106ZM254 103V102H253ZM100 104V103H99ZM219 104V103H218ZM248 104H250L249 105V107H248ZM254 105V104H253ZM219 106V107H220ZM210 107V108H209ZM216 107V108H215ZM251 107H254V106H251ZM211 108H213V109H211ZM215 108V109H214ZM211 109V110H210ZM178 110H179V113L182 115V120H184V121H182V120H180L179 118H180V116L178 115V121H176L177 119V114H178ZM196 110V109H195ZM195 110H194V112H195ZM213 110V111H212ZM216 110H217V112L219 113V115H220V113L222 114V112H223V117L221 118L220 116H215L216 115ZM223 110V111H222ZM245 110V111H244ZM197 111V110H196ZM209 111H211V112H209ZM214 111H215V114H214ZM244 111V112H243ZM176 112H177V114H176ZM211 113L212 114H214V115H211ZM218 113H217V115H218ZM193 114H195V113H193ZM205 114V115H204ZM209 115V116H208ZM215 116V117H214ZM176 117V118H175ZM211 119H210V118ZM217 117V118H216ZM110 118L108 119V120H110ZM174 118L176 119V120H174ZM197 118V117H196ZM218 118H221L222 119V121L223 122H220V121H216ZM248 118V119H247ZM190 119V120H191ZM202 120L201 121H199V124H201L202 123ZM174 121H176V123H177V125L175 124V122ZM244 123H246V122H248V124H243V122ZM110 122V121H109ZM191 122V121H190ZM192 122H194L195 123V120H193ZM198 122V121H197ZM206 122H208V123H206ZM217 122H220V123H222V125H223V123H224V126H220V125H217ZM188 123H189V120H188ZM188 123L186 124V125H188ZM193 123V124H194ZM204 123V122H203ZM202 123V124H203ZM181 124V125H182ZM197 123H195L194 125H192V127H194L195 125H196ZM199 124L198 125H196V126H199ZM202 124H201V126H202ZM205 124H204V127L206 128V126H205ZM209 124V125H208ZM219 124V123H218ZM229 124H233V125H231V127H230V125ZM183 125V126H184ZM185 125V126H186ZM190 125V126H191ZM110 126V125H109ZM180 126V125H179ZM181 126L182 128H185L184 130H186V127L184 126ZM201 126H199V128L201 129L202 127ZM213 126V127H212ZM220 126V127H219ZM245 126V127H244ZM111 127V126H110ZM109 127V128H110ZM192 127H188L187 126V130L188 131H190L189 130V128H192ZM217 127V128H216ZM108 127H107V130L109 129ZM113 128H115V126L113 125ZM117 128V127H116ZM115 128V129H116ZM194 128H196V129H198L197 127H194ZM194 128H192L191 129V131L190 132H188L187 130V132L189 133V134H187V132L186 131H183V133H182V131L181 132H179L178 133V131L176 132L178 135H182L183 137L182 138H184L185 136H184V134H185V132H186V134L185 135H191V134H193V132L194 131H196ZM211 128H215V130L216 131H214L213 129L211 130ZM225 128H226V126H225ZM106 129V128H105ZM179 129V128H178ZM114 130V129H113ZM119 130V129H118ZM121 130V129H120ZM194 130V131H193ZM203 131L205 130V129H202ZM202 130H201V133H202ZM206 130H207V128H206ZM210 130V131H209ZM223 130H224V128H223ZM222 130V131H223ZM243 130H245V131H247L246 133H247V135H245V131H243ZM103 131H106V130H103ZM122 131V130H121ZM213 133H212V132ZM220 131L219 132H216V133H220ZM252 131H250V132H252ZM120 132V131H119ZM198 132H199V129H198ZM198 132H196V133H198ZM206 131H204V133H205ZM224 132V131H223ZM229 132V131H228ZM227 132V133H228ZM231 132V133H232ZM239 132V133H238ZM241 132V133H240ZM243 132V133H242ZM249 132V133H250ZM254 132L252 133V134H254ZM102 133H104V132H102ZM112 133H113V131H112ZM120 133H122V132H120ZM122 133V135H121V137L123 138L124 137V134ZM182 133V134H181ZM191 133V134H190ZM204 133H202V134H204ZM216 133H214V134H216ZM226 133V132H225ZM227 133H226V136L224 135V140H226V138H228L227 140L229 141L230 139H233V141H234V138L236 137L235 135H234V133H232L233 135H234V138L232 137L233 135L231 134V133H229L230 135H232L231 137H230V135L228 134L227 135ZM109 134V133H108ZM117 134V133H116ZM115 134V135H116ZM176 134V135H177ZM194 134H195V132H194ZM199 134V133H198ZM209 134H204V135H209ZM223 134L224 133H222V136H219V139L221 138V137H223ZM111 135V137L113 136V134H110ZM119 135V134H118ZM199 135H201V134H199ZM204 135H202V138L204 137V138H206V136H204ZM217 135V134H216ZM215 135V136H216ZM238 135V136H239ZM103 136H105V134H103ZM117 136V135H116ZM187 136L185 137V139L187 138ZM189 136H188V138L186 139V142L188 141V139H191V138H189ZM195 136V135H194ZM194 136H193V138H194ZM229 136V137H228ZM238 136L236 137L237 139H239V140H236V138H235V140L237 141V143H239L240 141H242L240 138H238ZM252 136V135H251ZM107 137H108V135H107ZM114 137V136H113ZM119 137V136H118ZM120 137V138H121ZM177 137V136H176ZM191 137V136H190ZM196 137V136H195ZM197 137H199L198 135H197ZM119 138V140H121L120 142H122V143H124L125 141H126V137H125V140L123 141V139H120ZM180 138V137H179ZM192 138V139H193ZM200 138H201V136H200ZM216 138H218V137H216ZM215 137H214V139H212V140H214L213 142H211V144L209 143L210 141H212V140H209V142L208 141H206V145H209V150H210V147H213L214 146V142H218V141H220L221 140V144H219V143H217V144H219V146H223V147H225L224 145L228 142H224V141H222V139L223 138H221L220 140L219 139H216ZM230 138V139H229ZM248 138H250V137H248ZM248 138H246V139H248ZM102 139V138H101ZM110 139H112V138H110ZM117 139V138H116ZM192 139L190 140L191 142H189L190 144L191 143H193L192 142ZM196 139V138H195ZM194 139V140H195ZM216 139V140H215ZM118 140V139H117ZM151 140V141H152ZM177 140V139H176ZM182 140V139H181ZM203 140V139H202ZM201 140V141H202ZM102 141V140H101ZM100 141V142H101ZM130 141H132V139L130 140ZM137 141V140H136ZM178 141V140H177ZM180 141V140H179ZM119 142V141H118ZM118 142H116L115 143V141L114 142H111V144H113V143H115V150H116V145L118 144ZM119 142V143H120ZM128 142V141H127ZM149 142V141H148ZM167 142H170V140L168 141L167 140ZM174 141L172 140L171 141V143H173ZM180 142H182V141H180ZM197 142H198V140L197 141H195V143L194 144H196L197 146H198V144H199V142H198V144H197ZM204 141H202V143H203ZM225 143V144H222V143ZM229 142H232L231 140L229 141ZM227 143V145L228 144H230V143ZM103 143V142H102ZM106 143H107V141H106ZM133 143V142H132ZM137 143V142H136ZM150 143V142H149ZM155 143H156V141H155ZM176 143V142H175ZM185 143V142H184ZM188 143V144H189ZM201 143V142H200ZM202 143H201V146H203L202 145ZM213 143V144H212ZM242 143V142H241ZM244 143V142H243ZM247 143V142H246ZM251 143H248V144H251ZM101 144V143H100ZM105 144V143H104ZM127 144V143H126ZM129 144V143H128ZM139 144V143H138ZM141 144V143H140ZM153 144V143H152ZM179 144V143H178ZM187 144V145H188ZM205 144V143H204ZM217 144H215L216 146H217ZM235 144V143H234ZM106 145V144H105ZM105 145H104V147H105ZM119 145V144H118ZM124 146H125V144H123ZM131 146H133L132 144H130ZM180 146L182 145L181 143L179 144ZM191 145H193V144H191ZM191 145H188V146H191ZM213 145V146H212ZM236 145H238V144H236ZM235 145V146H236ZM121 146V145H120ZM120 146L118 147V148H120ZM123 146V147H124ZM130 146V147H131ZM137 145H135V148L137 149H134V148H132V150L131 149H129V150H131V153H132V151L133 152H135V154H137L138 153V150H141V148H140V146L138 145V147L139 148H137L136 147ZM164 146H166V145H164ZM187 146V147H188ZM195 146V145H194ZM200 146V145H199ZM205 146V145H204ZM219 146L218 147H216V148H219ZM221 146V147H222ZM239 146H242V145H238L237 147L239 148ZM103 147V146H102ZM103 147V148H104ZM113 147V146H112ZM123 147L121 146V150L123 149ZM128 147V146H127ZM129 147V148H130ZM152 147V146H151ZM156 147V146H155ZM168 147V146H167ZM172 147V146H171ZM192 147V146H191ZM208 146H206V148H207ZM222 147V148H223ZM228 147H230V145H228ZM102 148V149H103ZM106 148V147H105ZM104 148V149H105ZM113 148V149H114ZM125 148V147H124ZM145 148H147V147H145ZM149 148V149H148ZM146 150L147 151H149L150 150V152H151V149H150V146L148 147ZM157 148V147H156ZM166 148V147H165ZM176 148H178L177 146H176ZM192 148H194V147H192ZM200 148V147H199ZM198 148V149H199ZM205 148V147H204ZM214 148H215V146H214ZM214 148H212V149H214ZM227 147H225V149H226ZM113 149H111L112 151H114ZM169 149H171V148H168V150ZM174 149H175V147H174ZM201 149V148H200ZM199 149V150H200ZM211 149V150H212ZM233 149H235V148H233ZM251 149V150H250ZM118 150V149H117ZM126 150H128L127 148H126ZM161 151L163 150V149H160ZM167 150V149H166ZM167 150V151H168ZM173 150V149H172ZM179 150H180V148H179ZM178 150V151H179ZM182 150V149H181ZM180 150V151H181ZM208 150V149H207ZM215 150V149H214ZM213 150V151H214ZM218 150V149H217ZM237 150V149H236ZM250 150V151H249ZM103 152H104V150H102ZM120 151V150H119ZM136 151H137V153H136ZM145 151V150H144ZM156 151H158V153L159 152H161V151H159V150H156ZM163 151H165V150H163ZM167 151H166V154H167ZM175 151H177V150H175ZM180 151H179V154H180ZM184 151V150H183ZM191 151V150H190ZM172 152V155H171V153H170V155L171 156H173V153H176V152H174V150L173 151H171ZM192 152V151H191ZM114 153V152H113ZM119 153V152H118ZM126 153V155L125 154H123L122 153V155H124V157H126V159L128 160V158H127V153H130V151H128V152H125ZM130 153V154H131ZM143 153V152H142ZM145 154H147L146 152H144ZM152 153V152H151ZM154 153H156L157 154V152H154ZM163 153V152H162ZM165 153V152H164ZM163 153V154H164ZM186 152H184V153H181V154H185ZM198 153H202V152H199L198 151ZM213 153V152H212ZM233 153V152H232ZM129 154V155H130ZM140 154V153H139ZM155 154V156L157 157L158 155H156ZM163 154L161 155L160 154V156L162 157L163 156ZM180 154V155H181ZM193 154V155H194ZM207 154V153H206ZM104 155V154H103ZM117 155V154H116ZM122 155L119 157V158H121L122 157ZM148 155V154H147ZM151 155V154H150ZM153 155V154H152ZM170 155H169V157H170ZM186 155H187V153H186ZM192 155V156H193ZM210 155V154H209ZM217 155V154H216ZM215 155V156H216ZM114 156H115V154H114ZM136 156V155H135ZM142 156H144V154L142 155L141 154V157L139 156V158L138 159H142L143 157ZM149 156V155H148ZM147 156V157H148ZM155 156H153V157H155ZM168 156V155H167ZM176 156L178 157L179 155H178V152H177V154H176ZM202 156V155H201ZM207 156V155H206ZM212 156V155H211ZM225 156V155H224ZM248 156H249V159H247L248 158ZM252 156H254L255 158H253L252 159ZM101 157H103V158H105L104 156H101ZM124 157H122L123 159H124ZM128 157H130V156H128ZM133 157H134V155H133ZM136 157H138V155L136 156ZM150 157V156H149ZM146 158L145 157V159L144 160H148V159H153L152 158V156L150 157V158ZM161 157H160V159H161ZM166 159L168 158V157H166V155L164 156ZM180 157V158H181ZM200 157V156H199ZM222 157H223V155H222ZM117 158H118V156H117ZM131 158V157H130ZM159 158V157H158ZM164 158V159H165ZM171 158H174V160H176L175 159V157L173 156V157H170V159ZM179 158V157H178ZM205 158V156L203 157V159ZM208 158H210V157H208ZM211 158H213V157H211ZM102 159V158H101ZM115 159V157L113 158V160ZM135 159V158H134ZM202 158H200V160H201ZM229 161L230 160V162H228L227 160ZM102 160H104V159H102ZM127 160H125L124 159V161H127ZM132 160V159H131ZM137 160V159H136ZM139 160V161H140ZM155 161L157 160L158 162L160 161V162H162V159L161 160H159V159H154ZM153 160V161H154ZM167 160H169V158L167 159ZM180 160V159H179ZM179 160H177V163L179 162ZM192 160V161H191ZM197 160H198V162H197ZM115 161V160H114ZM119 161H120V159H119ZM134 161V160H133ZM152 161V160H151ZM154 161V163H155V165H156V162ZM165 160H163V165L164 166H169V165H171V164H169V162H168V164H166L165 165V162H164ZM170 161V160H169ZM183 161V160H182ZM183 161V162H184ZM203 161V160H202ZM206 161V160H205ZM207 161H208V159H207ZM207 161H206V163H207ZM209 161H210V159H209ZM208 161V162H209ZM237 161H236V163L234 164V165H237V166H235V168L237 167L238 168V164H237ZM241 161V162H240ZM103 162H105V161H103ZM130 162H132V161H130ZM136 162V161H135ZM146 163H148V161H145ZM157 162V163H158ZM167 162V161H166ZM174 162V161H173ZM193 164H192V163ZM127 164L129 163V161L128 162H126ZM125 163V164H126ZM133 163V162H132ZM132 163H129V165L131 164L132 165ZM145 163V165H147ZM153 163V162H152ZM170 163H171V161H170ZM175 164H176V162H174ZM180 163V162H179ZM215 163H219L220 165V167H218V166H216L215 165ZM232 163H233V161H232ZM126 164V166H128ZM149 164V163H148ZM197 164H198V166H197ZM209 164H210V162H209ZM246 164H249V166L250 165H252L251 163H246ZM131 165L129 166V168H130V170L127 168V174L125 175V176H127V175H129L128 174V170L129 171H132L131 170V168H133V166L131 167ZM137 165H139L138 163H137ZM150 165V164H149ZM154 165V166H155ZM159 164H157V167H159L158 166ZM178 165V164H177ZM201 165V164H200ZM215 165V166H214ZM232 165V164H231ZM119 166V170L120 171H122L123 170V167L121 166V164L120 165H118L117 164V166L116 167H118ZM120 166L122 167V169H120ZM126 166H124V167H126ZM140 166V165H139ZM152 166H153V164H152ZM152 166H149L151 169H153L152 168ZM167 166V168H169L170 169V167H168ZM176 166V165H175ZM194 166V167H193ZM208 166V167H207ZM243 166V165H242ZM254 166V165H253ZM142 167H143V165H142ZM160 167H162V165L160 166ZM196 167V168H195ZM197 167L199 168L198 170H197V172H196V169H197ZM208 169H207V168ZM209 167H210V169H209ZM218 167V168H217ZM240 168H241V166H239ZM134 168H135V166H134ZM137 168V167H136ZM139 168V167H138ZM137 168V169H138ZM145 168H147L148 169V166L147 167H145ZM155 168H156V166H155ZM166 168V167H165ZM176 168V169H175ZM192 168H195V170L193 169L192 170ZM232 168V167H231ZM245 168H247V167H245ZM142 169V168H141ZM144 169V168H143ZM146 169V170H147ZM160 169V168H159ZM168 169V170H169ZM233 169V168H232ZM253 169V168H252ZM136 170V169H135ZM145 170V171H146ZM158 170V168L155 170H153V172L155 171V172H159V171H157ZM171 170V169H170ZM181 170V169H180ZM189 170H187V171H189ZM206 170V171H205ZM215 170V169H214ZM221 170V171H220ZM120 171H118L119 172V175L121 176V173H120ZM139 171H141L140 169H139ZM138 171V172H139ZM144 170H142L141 172H143ZM148 171V170H147ZM147 171H146V173L144 172V174H146V176L145 177H147L149 174H153L152 173V171L149 169V173H148V175H147ZM187 171L185 172L186 174H187ZM208 171H210L211 173H209ZM234 171V173L236 172L235 171V169L233 170ZM123 172V171H122ZM132 172H134V170L132 171ZM132 172H129L130 174L132 173ZM137 172V171H136ZM137 172V174H139V175H137L136 174V176H137V178H138V176H140L142 173H138ZM154 172V173H155ZM162 172V174H164ZM190 172H188V174L190 173ZM203 172H201V174H203ZM228 172V171H227ZM241 172H240V174H241ZM126 172L124 171V173L122 174V175H124ZM135 173V172H134ZM156 173V174H157ZM160 173V172H159ZM159 173L157 174V175H159ZM221 173H224V172H221ZM201 174L200 175H197V177L199 178H195L196 180L198 179V181H203L204 180V183L205 184H207V182L205 181V179L203 178L202 179V176H201ZM243 174V173H242ZM118 175V173H116V176ZM154 175V176H153ZM152 176H150V178L152 177L154 180H156V178H154L156 175L155 174H153ZM190 175V174H189ZM189 176V178L191 179V177H194L193 175L192 176ZM225 176H226V174H224ZM131 175H129L128 176V180H129V177H130ZM132 176H134L133 174H132ZM144 176H143V180L141 179V181L143 182L144 181ZM161 176V175H160ZM160 176L158 177L157 176V178H159V181L160 180H162L161 178H160ZM171 176L167 179V180H164L165 182L166 181H169V179L171 178ZM220 176H222V183H223V174L222 175H220ZM227 176H228V173H227ZM226 176V177H227ZM239 175H237V177H238ZM246 176H248V175H246ZM248 176V177H249ZM117 177H119V176H117ZM123 177V176H122ZM140 177H142V176H140ZM174 177V176H173ZM183 177V178H182ZM184 177H187L185 180H184ZM205 177V176H204ZM226 177H224V178H226ZM229 177H230V174H229ZM248 177H247V179H246V177H245V179H246V181H248L249 179H248ZM251 177V178H252ZM135 178V176L133 177V179ZM148 178V177H147ZM147 178H146V180H147ZM188 178V179H189ZM125 179V178H124ZM172 179L173 178H171L170 180H171V183H172ZM181 179L182 180H184V181H186L185 183H187L186 185L184 184V181H181ZM189 179V180H190ZM193 179V178H192ZM191 179V183H193V182H195V180H192ZM227 179H228V177H227ZM227 179H224V184L225 185H228L227 186V188H230L229 186H230V184H231V182L229 183V181L227 180ZM244 179V180H245ZM151 179H149V181H150ZM173 180H176V179H173ZM228 181V183H226L227 181ZM239 180V181H238ZM140 181V182H141ZM158 181V180H157ZM163 180H162V182H160V185H162L161 183H165ZM178 181H176V182H174V183H176V184H179V182ZM197 181V182H198ZM198 182V184L199 183H201V184H203V182ZM238 181V182H237ZM251 181H253V180H251ZM127 182V181H126ZM132 182V181H131ZM134 182V181H133ZM137 182V184L134 186V184H133V187L134 188H136V186L137 185H139V183H138V181H136L135 180V182L134 183H136ZM150 182H154V181H150ZM156 182V181H155ZM154 182V184H156V183H158V182H156L155 183ZM181 182L185 185V189L183 188V189H181L182 188V186L184 187V185L183 184H181ZM197 182H195L196 184H197ZM211 182V181H210ZM212 182V183H213ZM217 182V183H216ZM242 182V181H241ZM147 183V182H146ZM174 183H172V185L174 184ZM195 183H193V185L195 184ZM211 183V184H212ZM248 183H250V182H248ZM129 184H131L130 182H129ZM128 184V185H129ZM143 184H145V183H143ZM143 184H141L140 186H143ZM149 184V183H148ZM159 184V183H158ZM167 184V183H166ZM196 184H195V186H193V187H196ZM201 184H199V186H201ZM211 184H209V185H207V186H205V188H208V186H210ZM127 185V184H126ZM127 185V186H128ZM159 185V186H160ZM164 185V184H163ZM163 185H162V187L160 186V188H161V190H162V193H159V194H161V196L164 198L165 196H164V194H163V191H165L166 192V189L165 190H163L164 188H165V185H164V187H163ZM171 185V184H170ZM170 185H169V187H170ZM182 185V186H181ZM191 185V184H190ZM232 184H231V186H233ZM257 187H256V186ZM145 186H146V184H145ZM151 186H152V184H151ZM151 186H150V188H149V186H147L148 188V191L150 190L151 191ZM158 185H157V188L159 187ZM181 186V187H180ZM199 186H197V188H199ZM243 186V187H242ZM254 186H255V188H254ZM131 187H132V185H131ZM130 187V188H131ZM139 187V186H138ZM153 187H156L155 185H153ZM201 187H204L203 185L201 186ZM220 187H225L224 185L223 186H220ZM235 187V186H234ZM128 188V187H127ZM127 188H124V189H127ZM134 188H133V190H134ZM141 188V187H140ZM140 188H139V190L136 188L135 190H138L137 192H135V191H131V190H128V191H131V192H135V193H137V194H139L138 192H141L143 189L141 188V191H140ZM143 188H144V190L146 191V187H144L143 186ZM156 188V189H157ZM160 188H158L159 189V191L161 192V190H160ZM178 188V189H177ZM180 188V189H179ZM187 188H190V186L189 187H187ZM210 188V187H209ZM208 188V189H209ZM215 188V186L212 188V190ZM226 188V187H225ZM226 188V189H227ZM254 188V189H253ZM124 189H122V190H124ZM155 189V188H154ZM154 189H152L153 191H154ZM191 190L193 189L194 191L196 190V188H190ZM190 189H186V190H188V192L190 191V192H193V191H191ZM200 189H202V188H200ZM208 189H204V193L206 192L205 190H207V191H209ZM226 189H225V192H226V194H225V192L224 191H219V193H224L225 195H226V197H228V195H230L231 196V194L233 195V191L234 190H232V192H231V194H228L227 195V191L228 192H230L231 191V189H227V191H226ZM178 190V191H177ZM181 190V191H180ZM198 191H200L199 189H197ZM221 190H224V188L223 189H221ZM230 190V191H229ZM254 190H255V192H254ZM119 191H121V190H119ZM126 191V190H125ZM125 191H122L121 193H123V192H125ZM148 191H146L147 193H149ZM156 191V190H155ZM158 191V190H157ZM185 191V192H184ZM197 191V192H198ZM210 191H211V189H210ZM210 191L208 192V195H210V194H212V192L210 193ZM237 191V190H236ZM235 191V192H236ZM130 192V193H131ZM143 193H144V191H142ZM152 192V191H151ZM196 192V191H195ZM195 192H193L194 194H195ZM196 192V194H199V192L197 193ZM234 192V195L232 196L234 199H235V197H236V200H237V197L240 199V194H237V193H235ZM120 193V195H117V197H116V199L117 198H119V197H122L121 194ZM129 193V192H128ZM127 193V194H128ZM156 193V192H155ZM166 193H168V192H166ZM170 193V192H169ZM169 193L166 195V196H169ZM179 193V194H180ZM204 193H203V196H205L204 195ZM207 193V192H206ZM210 193V194H209ZM218 193V194H219ZM238 193H240V190L238 191ZM124 194V193H123ZM127 194H124V195H127ZM136 194V195H137ZM140 194H142V193H140ZM140 194H139V196H140ZM152 194H154V192L152 193ZM159 194H154L155 196H153L152 195V197H155V199H157L156 198V196L158 195V196H160ZM174 194V191H173V193L171 192V196H176V195H173ZM223 194V195H224ZM235 194H237L238 196H236ZM242 194L244 195V194H246V195H244V196H242ZM132 195H134L133 193H132ZM146 195H150V193L149 194H146ZM184 195V194H183ZM182 194H180L179 196H180V198H181V196H183ZM199 195H201V192H200V194ZM220 195V194H219ZM119 196V197H118ZM135 196V195H134ZM134 196H132V197H134ZM160 196V197H161ZM178 196V195H177ZM192 197L194 196V195H191ZM214 197V198H217V197ZM229 196V197H230ZM126 197V199H127V201L129 200V201H131L129 198H131V196L130 195H128V196H125ZM124 196L122 197L123 199L125 198ZM127 197H129V198H127ZM136 197V196H135ZM150 197V196H149ZM148 197V198H149ZM159 197V198H160ZM190 197V196H189ZM188 197V198H189ZM200 197L201 196H198L197 195V197L196 198H199L200 199ZM212 197H213V194H212ZM226 197H225V199H226ZM140 198V199H139ZM138 199L136 198V200H134V198H131L132 199V201H133V203H135V201H136V204H137V202L139 201V200H142L141 199V196L139 197ZM147 197H146V203H148L149 205H150V203H154L153 201V198H149L150 200H148V202H147V199H148ZM178 198V197H177ZM210 198H211V196H210ZM223 198V197H222ZM232 198V199H233ZM121 199V198H120ZM118 199V200H116V201H118V203L119 202H121L122 204H125L126 202L123 200V199ZM173 200L175 199V198H172ZM182 199V198H181ZM218 199V198H217ZM216 199V200H217ZM233 199V200H234ZM252 199H254L255 201H252ZM138 200V201H137ZM144 201H145V199H143ZM165 200V199H164ZM169 200V202L171 203L170 205H172V204H175V203H177L176 202V199L174 200L175 201V203H172L171 202V200L170 199H168ZM213 200H215V199H213ZM232 200V201H233ZM257 200H258V204H256L257 203ZM152 201V202H151ZM159 201H162V200H159ZM159 201H157V202H159ZM173 201V202H174ZM183 201H182V203L181 204H183ZM191 201V202H192ZM229 201H230V199H229ZM229 201L227 200L226 202H228L229 203ZM235 201V200H234ZM234 201H233V203H234ZM124 202V203H123ZM142 202V201H141ZM156 201H155V203H157ZM163 202V205H165L164 204V201H162ZM162 202H159V203H162ZM165 202L167 203L168 201H166L165 200ZM213 202V201H212ZM217 202L215 203L216 205H217ZM245 202V201H244ZM256 202V203H255ZM143 203V202H142ZM158 203V204H159ZM179 203H180V201H179ZM202 203V204H201ZM212 204V206H213V208L210 206H207L208 204L209 205H211ZM235 203H237L236 201H235ZM238 203V204H239ZM120 204V203H119ZM121 204V205H122ZM139 204V203H138ZM137 204V205H138ZM201 204V205H200ZM224 204H227V203H224ZM230 204H232V202L230 201ZM252 204V205H253ZM136 205V206H137ZM142 205V204H141ZM148 205V206H149ZM159 205H161V204H159ZM158 205V206H159ZM163 205H161L160 206V208L162 209V207L163 208H165V209H167L166 207H164ZM167 205H169V203H167ZM177 205V204H176ZM176 205H174V207L176 206ZM201 207V209L202 208H204V209H208V207H209V209L211 208V210L213 209L217 214H213L212 212H211V210H209V212H211V213H207L209 216H210V214L213 216V217H210L209 218V216L208 215H206V212H208V210L206 211V210H202V212H200L201 210H199L198 211V213H197V210H198V208L200 209V207ZM232 205H234V204H232ZM251 205V206H252ZM139 206V205H138ZM144 206L145 207H148L147 205H145V203H144ZM151 206V205H150ZM157 205H155V209H157V208H159V207H156ZM178 206H176V207H178ZM197 206H198V208H197ZM202 206H207L206 208L205 207H202ZM243 207H246L245 205H242ZM134 207V209H135V205L133 206ZM172 206H170V208H171ZM184 207H185V210H183L184 209ZM153 209H154V207H152ZM160 208H159V210H160ZM169 208V209H170ZM179 208V207H178ZM223 209V210H221L220 211V209ZM227 208V209H228ZM146 209V208H145ZM172 209V208H171ZM175 208H173V210H171V211H168V212H178V210L179 209H177V211L176 210H174ZM225 209V210H224ZM240 209V210H241ZM253 209V210H252ZM158 210V209H157ZM159 210H158V212H159ZM164 210V209H163ZM168 210V209H167ZM167 210H164V211H166L167 212ZM256 210H257V207H256ZM163 211V212H164ZM181 211H180V213H181ZM219 211L221 212L220 214L221 215H218L219 214ZM233 211V212H234ZM160 212H162L161 210H160ZM199 212L200 213H202V215L204 214L205 216H203V218H205V219H201V214H200V216L198 217V215H199ZM214 212V213H215ZM254 212H256L255 210H254ZM196 214H197V220H196ZM234 214V213H233ZM231 215H232V213H231ZM231 215L229 216V217H231ZM243 215H244V217H243ZM256 216H257V219H256ZM236 217V216H235ZM250 217V216H249ZM248 216H247V218H249ZM238 218V217H237ZM236 218V219H237ZM229 219H231V218H229ZM250 219V218H249ZM250 219V220H251ZM233 220H234V223H233ZM249 220V221H250ZM255 220H251V225H252V223L254 224L256 221ZM215 221V222H216ZM225 222V224H223L224 222ZM227 221H228V224H230L231 226H232V228H231V230L232 231H230L229 229H228V224H227ZM248 221V220H247ZM191 222V223H192ZM198 222V223H197ZM206 222H203L202 221V223H203V225L205 224V226H204V228H202L203 227V225H201V227H200V225H199V227L197 226V228L195 227V230L196 229H199V231H202L203 229H205L206 230V228L208 227V225H207V227H206ZM214 225H212V224ZM237 225H236V224ZM240 223H241V225L242 224H244V225H240ZM221 224H223V225H225V227L227 228V231L228 232H226L225 230H226V228H223L222 226H221ZM227 224V225H226ZM238 224L241 226H238ZM213 226V227H212ZM237 226V227H236ZM253 226V225H252ZM223 229H225L223 232H225L224 234H223V236H222V228ZM210 228H208L209 230H203V232H205V234L203 233L202 234V232H199L198 230H197V232H199V233H197L196 232V234H201L200 235V239H204L205 240V236L203 237L202 235H206L207 237H209L208 236V234H211V229ZM251 228V229H250ZM239 229V231H238V233L240 234L241 232H244V231H241ZM245 229V230H246ZM236 230V229H235ZM209 233H208V232ZM218 231V230H217ZM234 232H236V231H234ZM229 235H228V234ZM195 234V233H194ZM195 234V235H196ZM234 234H236V233H234ZM238 234V236H240ZM245 236H247L246 235V233L244 232L243 233ZM216 235H219L218 237L216 236ZM192 236V235H191ZM201 236L203 237V238H201ZM237 236V238H239ZM241 236H243V235H241ZM244 236V239L246 240V237ZM231 238L229 239V241L231 240V241H233L234 239H235V237H234V239H232V235L230 236ZM199 238V237H198ZM211 238L209 237V239L207 240V238H206V240L205 241H207V242H205L204 241V244L205 243H208V241L210 242L209 243V245L210 246H212V248L209 246V245H207V246H209V248H211L210 249V253H211V250H212V252L213 253H218L217 255H214V258H215V256L216 257H218L223 251H226V249H224L223 251L220 249V251L219 252H217L219 249H218V246L215 244L214 245V242H213V239L211 240ZM217 238H218V240H219V244L217 243ZM236 238V239H237ZM240 239H241V237H240ZM243 239V238H242ZM252 239V238H251ZM192 240V239H191ZM196 240V239H195ZM212 242H211V241ZM238 241H239V239H237ZM237 240L235 241L236 242V244H237V246H238V243H237ZM255 240H257V239H255ZM254 240V241H255ZM263 240H264V238H263ZM202 241V240H201ZM231 241L229 242V244L231 243ZM241 241V240H240ZM252 241V240H251ZM241 242H243V240L241 241ZM257 242H259V240L257 241ZM256 242V243H257ZM196 244H198V241L197 242H195ZM195 243H194V245H195ZM201 242L199 241V244H200ZM202 243H203V241H202ZM213 243V244H212ZM248 243H250V242H248ZM253 243V242H252ZM259 243H261V242H259ZM212 244V245H211ZM221 244V245H220ZM229 244H227V245H229ZM233 244H234V242H233ZM231 244L232 246H235L236 247V244ZM242 244V243H241ZM200 245H202V244H200ZM227 245H225L226 247L225 248H229L228 250H229V252H233V250H234V247H232V246H230V247H227ZM244 245H245V241H244ZM254 245V244H253ZM256 245H258V244H256ZM202 246H204V247H206L205 245H202ZM241 246V245H240ZM240 246H239V249H240ZM250 246H251V244H250ZM259 247H263L262 248V250H259V252L257 253L256 251H258V250H256V248H258V249H261V248H259V247H254L255 248V256H254V254H253V246H251V248H250V251L249 250H247V251H249V253H251V254H253V255H250V254H248L247 252H245L246 251V249H245V254L247 253V255H249V256H251L250 258H247V263L246 264H262V263H264V241H263V243L261 244V245H258ZM201 247V246H200ZM215 247V248H214ZM216 247H217V250L215 251L214 249H216ZM231 247L233 248V250L232 251H230L231 250ZM237 248V247H236ZM191 249V248H190ZM193 249H197V247L196 248H193ZM204 249V248H203ZM202 249V250H203ZM207 250H208V248H206ZM205 249V250H206ZM248 249V248H247ZM198 250V249H197ZM196 250V251H197ZM204 250V251H205ZM206 250V251H207ZM227 250V251H228ZM242 250V249H241ZM193 251V250H192ZM196 251H193L194 253L196 252ZM200 251V250H199ZM215 251V252H214ZM226 251V252H227ZM236 251V250H235ZM189 252V251H188ZM201 252V251H200ZM221 252V253H220ZM192 253V252H191ZM199 253V252H198ZM204 253V252H203ZM212 253V254H213ZM234 253V252H233ZM256 253H257V255H256ZM188 255H189V253H188ZM222 255V254H221ZM227 254L225 253V256H226ZM230 255H231V253H230ZM239 255V254H238ZM242 255H244V253L242 254ZM247 255H244V256H247ZM180 256H182V255H180ZM193 256H194V254H193ZM212 256V255H211ZM210 256V257H211ZM223 256H224V254H223ZM244 256H243V262L245 261L246 262V259L244 260ZM248 256V257H249ZM171 257V256H170ZM196 257V256H195ZM200 257V256H199ZM201 257H203V256H201ZM205 257H206V255H205ZM204 257V258H205ZM221 257V256H220ZM219 257V258H220ZM230 257V256H229ZM228 257V258H229ZM163 258V257H162ZM227 258V259H228ZM234 258V257H233ZM236 258V257H235ZM240 258V257H239ZM242 258V257H241ZM173 259V258H172ZM216 260L218 259V258H215ZM220 259H223V257L222 258H220ZM220 259H219V261H220ZM226 259V260H227ZM237 260H238V258H236ZM236 259H234V260H236ZM157 260V259H156ZM187 260V259H186ZM225 260V261H226ZM230 260V259H229ZM236 260V261H237ZM240 260V259H239ZM166 261H169V259H167ZM184 261V260H183ZM188 261V260H187ZM187 261H185V262H187ZM208 261V260H207ZM210 261H211V259H210ZM222 261V260H221ZM233 261V260H232ZM242 261V260H241ZM157 262H159V260H157ZM160 262H162V261H160ZM184 262V263H185ZM213 262V261H212ZM229 262V261H228ZM235 262V261H234ZM243 262L241 263V264H243ZM244 262V263H245ZM150 263V262H149ZM156 263V262H155ZM170 263V262H169ZM168 263V264H169ZM172 263V262H171ZM208 263V262H207ZM209 263H211V262H209ZM226 263V262H225ZM240 263V262H239ZM165 264H166V262H165ZM174 264H175V262H174ZM211 264H213V263H211ZM230 264V263H229Z\"/></svg>",
    "mask_w": 264,
    "mask_h": 264
}]
</instances>
